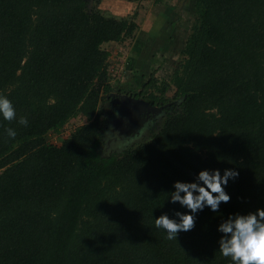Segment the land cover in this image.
<instances>
[{"label":"trees","instance_id":"obj_1","mask_svg":"<svg viewBox=\"0 0 264 264\" xmlns=\"http://www.w3.org/2000/svg\"><path fill=\"white\" fill-rule=\"evenodd\" d=\"M194 15L172 99L154 74L126 92L179 110L149 142L102 156L99 104L112 89L101 46L136 24L87 0H0V94L28 119L0 118V264H231L218 225L264 208V0H194ZM79 115L61 145L47 143ZM226 168L239 173L230 200L167 239L154 219L185 211L169 202L174 181Z\"/></svg>","mask_w":264,"mask_h":264},{"label":"rangeland","instance_id":"obj_2","mask_svg":"<svg viewBox=\"0 0 264 264\" xmlns=\"http://www.w3.org/2000/svg\"><path fill=\"white\" fill-rule=\"evenodd\" d=\"M87 6L104 16L136 24L131 37L101 46L109 53L107 70L112 89L110 100L99 104L105 118L99 152L107 156L149 142L167 115L179 110L176 107L168 114L149 111L132 119L134 108L119 96L137 93L152 74L158 83L171 84L173 71L184 58L182 51L195 19L194 0H87ZM173 94L174 87L170 85L165 97L171 100ZM179 102L180 99L171 101L177 106ZM164 106L168 108L169 104ZM84 123L83 117L76 116L61 130L47 133L45 139L48 144L59 146Z\"/></svg>","mask_w":264,"mask_h":264},{"label":"clouds","instance_id":"obj_3","mask_svg":"<svg viewBox=\"0 0 264 264\" xmlns=\"http://www.w3.org/2000/svg\"><path fill=\"white\" fill-rule=\"evenodd\" d=\"M0 118L28 125L26 117L17 119L14 104L4 94H0ZM5 132L12 139L17 135L12 127L6 128ZM238 175V171L229 168L224 169L223 173L220 169H202L192 181H174L169 202L179 204L185 211L173 209L171 216L168 212L162 213L154 219L155 227L162 229L167 239L177 240L179 232L194 227L198 212L205 207L214 213L218 212L221 202L230 200L225 188L229 180H234ZM217 231L222 234L218 240V251L230 258L231 264H264V208L245 214H229L218 225Z\"/></svg>","mask_w":264,"mask_h":264},{"label":"water","instance_id":"obj_4","mask_svg":"<svg viewBox=\"0 0 264 264\" xmlns=\"http://www.w3.org/2000/svg\"><path fill=\"white\" fill-rule=\"evenodd\" d=\"M121 99L125 100L134 108V112L132 114V117H139L141 113L143 112H156V111H161L163 107H156L151 105L149 102L142 100V99H137L134 98L130 95H120L119 96Z\"/></svg>","mask_w":264,"mask_h":264},{"label":"flooded vegetation","instance_id":"obj_5","mask_svg":"<svg viewBox=\"0 0 264 264\" xmlns=\"http://www.w3.org/2000/svg\"><path fill=\"white\" fill-rule=\"evenodd\" d=\"M144 114H145V112L141 113L140 115H141V116H144ZM131 118L134 119L135 117H132V115H131ZM129 122H131V120H129ZM119 137H120V136H119Z\"/></svg>","mask_w":264,"mask_h":264},{"label":"crops","instance_id":"obj_6","mask_svg":"<svg viewBox=\"0 0 264 264\" xmlns=\"http://www.w3.org/2000/svg\"><path fill=\"white\" fill-rule=\"evenodd\" d=\"M110 43H114V42H110Z\"/></svg>","mask_w":264,"mask_h":264}]
</instances>
